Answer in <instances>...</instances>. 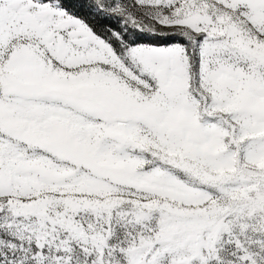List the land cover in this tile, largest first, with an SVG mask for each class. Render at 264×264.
<instances>
[{"label": "snow or ice", "instance_id": "obj_1", "mask_svg": "<svg viewBox=\"0 0 264 264\" xmlns=\"http://www.w3.org/2000/svg\"><path fill=\"white\" fill-rule=\"evenodd\" d=\"M0 264H264V0H0Z\"/></svg>", "mask_w": 264, "mask_h": 264}]
</instances>
